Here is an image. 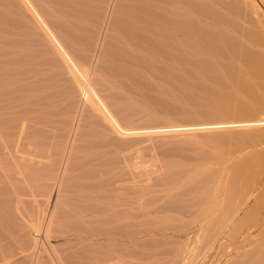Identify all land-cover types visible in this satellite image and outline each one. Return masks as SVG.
<instances>
[{
    "label": "bare ground",
    "instance_id": "obj_1",
    "mask_svg": "<svg viewBox=\"0 0 264 264\" xmlns=\"http://www.w3.org/2000/svg\"><path fill=\"white\" fill-rule=\"evenodd\" d=\"M172 114L201 119L143 124ZM135 139L158 148L160 189L122 151ZM46 201V226L99 246L91 264H140L173 240L143 221L159 208L195 224L177 264L207 232L234 245L227 259L264 263V0H0V264L24 263L16 244Z\"/></svg>",
    "mask_w": 264,
    "mask_h": 264
},
{
    "label": "rangeland",
    "instance_id": "obj_2",
    "mask_svg": "<svg viewBox=\"0 0 264 264\" xmlns=\"http://www.w3.org/2000/svg\"><path fill=\"white\" fill-rule=\"evenodd\" d=\"M177 116L180 117V118H178ZM162 119L158 118L156 120L145 121V122H143V124H148V125H167V123L168 124H171V123L172 124H176V123H191V121L192 122H195L196 120L200 121L201 118H199V117L195 118V116H193V118H185L184 119L183 116H181V115L172 114V115H170V117H167L166 119H164V118H162ZM218 119L219 120H222V119L226 120V117L225 118H221V119H220V117L219 118L216 117L214 120H218ZM135 124L136 123H133V125H135ZM164 138L167 139L166 137H164ZM148 143H149V140H147V139H138L137 141L135 139V141H133L131 143V145H128V147H125V149H123L122 151L123 152H129L130 154H132V153H136L134 151L138 150L137 151L138 155H141V156L144 155V158L142 157L144 159V161L142 162V166L146 168L144 170H149V173H150V171L152 173H154V172L155 173L154 174H152V173L149 174L148 171H146L145 173H148V174L144 175L143 178H146L145 180L148 179V181H149V178H152L149 181L151 186H152V189L153 190L154 189H160L157 185H159L161 183L160 186H162V183H165V182H161V181L164 180V178H163V180H161L162 178L160 177V180L158 182L155 178L156 177L159 178V174L158 175H156V174L157 173H161V172L160 171L158 172L156 170L153 172V170L157 169L156 167L159 166L158 164H160V163L157 164V160H156V158L158 157L159 151H158V148L155 147V146L148 147L149 146ZM169 157L171 158L172 156H169ZM173 160H174V158L171 159V161H173ZM179 160L180 159L175 160L176 162H178L177 163L178 165H176L174 163L172 165V166L175 167V168L173 167L174 169L172 168L173 170L178 169V168H176V166H178V167L182 166V165L179 164ZM184 160H186V159H184ZM181 162H184V161H181ZM189 162L185 161L186 164L183 163L184 164L183 166H187L188 168L189 167L193 168L194 165H192V166L189 165V164H191ZM167 164H169V166L171 165L170 162L167 163ZM151 165L152 166L156 165V166L154 168H152ZM164 167H165V165H164ZM164 167H163L164 170H165V168H167L166 170H168V167H165V168ZM150 168H152V169L150 170ZM159 169L160 168L158 167V170ZM170 172H172V171L170 170ZM166 173L163 172L161 174L168 175L169 172L167 174ZM160 176H162V175H160ZM152 181H155V182H152ZM165 181H167V180H165ZM138 183H141V182H137L136 184H138ZM164 185L165 184H163V186ZM166 185H168V183ZM63 186H65V188L67 189L68 188L67 186H70V182L69 183L65 182L63 184ZM164 189L165 188H161V190H164ZM162 192L163 191L156 192L154 194V197L160 196ZM136 200H135V202L138 201L139 205H141V203L142 204L144 203L141 199H139L137 201ZM64 201L67 202V203L65 204ZM64 201H59L58 204H65V205H68V207H76L77 204H79V202H78L79 200L78 199H74V198H68V199L66 198V200H64ZM145 201H146V199H145ZM44 203H46V205L44 204L45 206L43 205L44 209H45L44 210V217L40 220L39 225L37 227V230H34L33 228H29V230L27 231L28 232L27 235L25 233V237L29 236L28 239L32 240L34 245L31 242H30L31 244H24V245L20 244L18 242L16 244V251H17L16 259H18V260L23 259L24 260L23 264H78L79 259H81V260L82 259H87V260H83L84 262H86L85 264H91V256L92 255L94 256L96 254V251L98 250L99 246L97 247V245L96 246L92 245L87 239H86L88 241L87 243L86 242H82L81 238L80 239L77 238V237H79L78 234L75 233V232H72L69 228H66V227H68V225L65 224V221H62L61 219L57 220L53 224H50L49 226H46V223H47L46 216H48V212L52 209V204L53 203L52 202L49 203L47 201L44 202ZM250 203H251V201H248V204H250ZM43 206H42V208H43ZM158 210L159 211L157 213L151 214V216L155 215L154 218H152L151 216L150 217L148 216V217H145L143 219V221L146 222L147 227H153V228L160 227V225L162 223H164L163 224L164 226H162V227L168 228L167 231L170 232V234L174 235V238H173V240L167 239V238H160L161 240L157 239V241L154 242V245H155L154 248H156V249H154V248H145V247L141 248V250L139 252H142L143 253L142 255H144V256L139 258L140 260L138 259V262L140 264H170V263L171 264H177L176 263L175 254L180 249V246L182 244L181 242H183L185 237H186L185 236V232H184L183 229H185L186 225L187 226H191L192 229L190 230L191 232L189 231V234L190 235H191V233L194 234L193 229L195 228V226H194L195 224L193 222H191V220H187L183 224H179V222L170 223V221H168L167 218L164 217L162 215V213H160L161 211H163V209L159 208ZM254 212H255V214H251V216L249 217L248 220H250L251 218L252 219L254 218V216H252V215H255V216L257 215V210H255ZM156 215H158V216H156ZM239 215H241V214H239ZM148 218H151L150 221L148 220ZM153 219H156V220L158 219V220L155 221ZM153 221L157 222V224H154ZM166 222L168 223L167 226H170V228L165 226V224H167ZM158 223H160V224H158ZM182 225H184V226H182ZM211 226H213L212 227L213 229L210 230L211 228H209V229H207L208 231H213V230L216 231V230H218L217 223H214ZM207 230H205V231H207ZM56 232L58 234H56ZM208 233L209 232H207V234L205 233L204 237H202L200 240H198L196 242V244L194 243V247L195 248L193 250V255H192L190 264H203L204 262H205L204 264H207V263L209 264L211 260H212L211 264H243L244 263L243 259H245V258L240 259L241 261H238V260L235 261V260L227 259L228 257L230 258L231 256L235 255V253H233L234 252V245L230 246L231 248H229V249H228L227 246H224V248L222 247L220 250H218L217 248L212 249V247H214L213 243H215V247L217 246L218 243H216V241L215 242L212 241V243H211V240L209 238L207 239V236H206V235H208ZM263 237H264V235H263ZM205 239H207V240H205ZM207 242L209 243V245H208ZM227 243H231V242H229L227 240ZM18 244H20V245L18 246ZM212 244H213V246H212ZM160 245H162V246H160ZM209 247L211 248V251L209 250ZM137 250H139V248L135 249V251H137ZM224 252H225V255H224ZM83 253H86V254H83ZM29 257H31V258L29 259ZM41 257H45L44 259H46V261H44L43 263H40V260H41L40 258ZM78 257H80V258H78ZM28 260H30V261H28ZM234 262H237V263H234ZM259 264H264V263H259Z\"/></svg>",
    "mask_w": 264,
    "mask_h": 264
}]
</instances>
